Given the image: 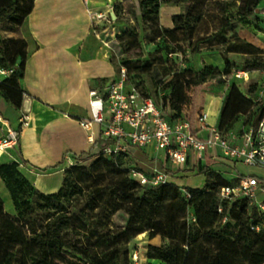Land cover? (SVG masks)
Wrapping results in <instances>:
<instances>
[{"label": "trees", "instance_id": "trees-1", "mask_svg": "<svg viewBox=\"0 0 264 264\" xmlns=\"http://www.w3.org/2000/svg\"><path fill=\"white\" fill-rule=\"evenodd\" d=\"M249 1L243 0L245 15L249 13ZM184 2L185 12L172 16L173 31L186 35L185 40L191 47L190 0ZM141 5L145 17L156 15L157 0H142ZM32 7L33 0H0V31L15 32ZM128 34L136 36L133 31ZM134 41L133 38L124 42L128 46L120 54L138 47ZM197 50L198 47H192L190 51L195 54ZM25 59L24 40L0 39V65L13 69L12 74L0 81V95L16 109L22 102L19 80ZM121 66L128 73L134 70L147 75L150 72L148 62L125 61ZM215 70L214 66L204 64L187 75L181 72L171 75L166 82L169 92L162 105L156 92L146 97L160 105L166 119L173 123L183 117V109L188 104L185 85H200L213 78ZM250 107V101L231 85L220 110L218 131L227 134L237 116ZM263 116L264 107L251 126L253 131ZM111 142L101 138L99 148L103 150ZM115 155L109 184L103 186V180L95 181L84 191L67 174L61 188L50 194L34 188L18 161L0 155V159H6L0 161V180L14 209L13 215L5 212L0 197V264H131L129 243L143 232L148 233V238L158 235L167 241L148 244L144 264L152 260L160 264H264V208L260 215V205L248 197L225 200L218 197L221 187L237 181H227L209 166H198L196 170L205 176V184L202 188H186V195L171 183L139 184L130 177L131 168L122 167L127 153ZM78 196L82 197L80 203L72 206L71 199ZM118 210H123L127 217L122 231L104 234L96 224L91 226L96 218L107 219ZM190 215L194 221L189 220Z\"/></svg>", "mask_w": 264, "mask_h": 264}, {"label": "crops", "instance_id": "crops-1", "mask_svg": "<svg viewBox=\"0 0 264 264\" xmlns=\"http://www.w3.org/2000/svg\"><path fill=\"white\" fill-rule=\"evenodd\" d=\"M91 6L87 0H33L31 12L15 36L26 42L19 80L23 96L16 109L0 95V139L7 136L9 129L19 131V135L16 144L1 156L21 163V169L37 181L50 177L52 183H58L61 176L53 171L75 158L92 154L103 138L100 125L84 127L81 121L90 117L89 90L103 91L118 73L91 22V13L102 11ZM206 83L195 88L190 94L191 103L183 109V115L201 138L208 132L198 131L197 113L206 112L208 126L216 127L226 95H217L219 88H209ZM23 114L28 119L21 127ZM233 143L240 144L241 140ZM93 146L96 147L90 151ZM127 156L137 170L150 175L153 168L159 169L166 174V183L181 190L204 186L206 178L197 172L198 166H209L233 183L242 177L256 178L253 200L258 204L261 202L255 198L264 200V166L231 160L219 148L201 156L190 151L183 165L170 163L163 151L155 149L153 141L142 147L130 145ZM223 161L225 165L221 164ZM160 243L158 235L140 243L142 258L145 259L148 244ZM152 263L160 264L156 260Z\"/></svg>", "mask_w": 264, "mask_h": 264}, {"label": "rangeland", "instance_id": "rangeland-1", "mask_svg": "<svg viewBox=\"0 0 264 264\" xmlns=\"http://www.w3.org/2000/svg\"><path fill=\"white\" fill-rule=\"evenodd\" d=\"M141 1L87 0L92 3L91 7L99 8L101 13H110L109 21L101 19L95 24L94 30L100 38V44L105 49L107 57L118 69V73L125 61L150 64V72L147 75L139 74L134 70L128 73V69L124 67L125 84L134 86L144 96L152 97L156 92L158 103L162 105L164 96L169 92L166 82L171 75L180 72L187 75L204 64H210L216 70L213 78L206 81L209 88L212 86L219 88L217 95L221 96L234 84L251 103L250 109L238 115L226 131L232 141L241 140L251 129L260 109L264 107V0H250L247 7L249 13L246 15L242 7L243 0H190L191 47L185 40L186 35L180 31H173L172 16L185 12L184 0H157L159 4L157 13L150 14V17H145ZM19 27L15 32L0 31V39L15 38ZM130 31L135 32L136 36L129 35ZM133 38L138 47L120 54L127 49L128 45L124 42H130ZM192 47H198L195 54L190 51ZM197 86L199 85H185L188 105L192 101L190 94ZM115 159V154H109L98 148L92 154L78 161L67 162L53 171L61 176L56 184L51 182L50 177L37 181L21 171L34 188L44 194L57 192L67 174L85 191L95 181L103 180V186L109 184L108 180L112 176V165H114L112 162ZM4 160L6 159H0V161ZM221 164L225 165V162ZM122 167L128 170L133 168L128 156L123 160ZM0 197L5 212L13 215L11 200L1 180ZM81 198V196L73 197L72 206H77ZM255 200L261 202L256 204L263 206L264 200L259 198ZM261 206L258 207L260 215ZM185 216L186 214L183 218ZM126 218V213L118 210L110 214L107 219L96 218L90 224L92 227L96 224L104 234L117 233L123 230ZM89 219L91 218L89 217L87 222ZM147 239L148 233L143 232L129 243L131 250H137L142 264L146 261L140 253L142 250L140 243ZM160 239L161 243L167 242L161 237Z\"/></svg>", "mask_w": 264, "mask_h": 264}, {"label": "built area", "instance_id": "built-area-1", "mask_svg": "<svg viewBox=\"0 0 264 264\" xmlns=\"http://www.w3.org/2000/svg\"><path fill=\"white\" fill-rule=\"evenodd\" d=\"M101 19L109 21L110 14L91 13L93 26ZM12 73V68L0 65V78ZM125 80V68L121 66L117 78L106 89H90L88 92L90 117L81 121V125L87 127L96 123L101 126L102 137L112 141L104 147L105 152L127 153L130 145L142 147L153 141L155 149L163 151L166 159L175 165L185 164L190 151L201 156L207 150L219 148L231 160L246 165L264 166V116L259 120L255 131L251 128L244 134L240 144H234L228 134L223 135L216 127L208 126L206 112L199 111L196 115L198 131L208 132L206 137L201 138L192 129L188 118L183 115L181 119L170 123L160 105H156L151 97L139 93L134 86H127ZM27 119V114L21 116V127L27 124ZM18 135L19 131L8 130L7 136L0 139V155L16 144ZM129 174L141 185L166 183V174L156 168L147 175L133 167ZM256 185V178L242 177L232 185L221 187L218 197L225 200L245 196L253 200ZM182 191L188 195L185 189ZM218 211H221L220 207ZM189 220L195 219L190 215ZM131 260V264H142L136 249L131 250Z\"/></svg>", "mask_w": 264, "mask_h": 264}]
</instances>
